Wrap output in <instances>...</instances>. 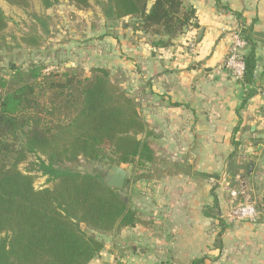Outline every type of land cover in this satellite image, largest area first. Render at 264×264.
Returning <instances> with one entry per match:
<instances>
[{
  "label": "crops",
  "instance_id": "1",
  "mask_svg": "<svg viewBox=\"0 0 264 264\" xmlns=\"http://www.w3.org/2000/svg\"><path fill=\"white\" fill-rule=\"evenodd\" d=\"M181 2L194 18L167 46L127 20L103 18L99 61L128 77L156 150L131 181L133 226L103 237L90 264H264V218L231 216L256 189L257 174L264 207V0ZM236 30L250 31L255 52L245 104L248 87L223 68Z\"/></svg>",
  "mask_w": 264,
  "mask_h": 264
},
{
  "label": "trees",
  "instance_id": "2",
  "mask_svg": "<svg viewBox=\"0 0 264 264\" xmlns=\"http://www.w3.org/2000/svg\"><path fill=\"white\" fill-rule=\"evenodd\" d=\"M3 1L28 6V0ZM59 1L40 0L45 10ZM68 2L78 10L90 7V0ZM96 5L107 21L127 20L133 32L165 38L157 42L163 46L194 18L181 0H98ZM7 21L0 9V37ZM241 33L249 47L242 56L245 104L253 94L256 62L250 31ZM40 39L26 36L22 42L37 48ZM9 69L8 80L0 70V264H90L104 248L103 237L132 227L135 212L121 189L68 164L83 159L145 169L156 150L150 133L135 101L115 85L106 67L90 68L84 79L70 72L43 73L42 66ZM31 155L37 157L31 171L50 187L36 189L35 177L18 169Z\"/></svg>",
  "mask_w": 264,
  "mask_h": 264
},
{
  "label": "rangeland",
  "instance_id": "3",
  "mask_svg": "<svg viewBox=\"0 0 264 264\" xmlns=\"http://www.w3.org/2000/svg\"><path fill=\"white\" fill-rule=\"evenodd\" d=\"M96 1L98 0H90L89 8L78 10L68 0H60L53 7L45 10L40 0H28V6L25 8L12 6L0 0V9L8 20L7 27L0 37V70H2L4 78L6 80L10 78L12 71L9 66L12 65L21 70H27L32 66H42L43 73L70 72L78 79L89 77L90 68L101 67L103 64L99 61L101 48L99 43L103 36L105 37L104 31H106L107 24L103 21ZM45 29L48 31L47 34L44 32ZM26 36H39L41 38L40 46L33 48L24 44L22 38ZM109 71L115 85L130 96L131 83H128L126 74L115 64L109 65ZM36 162L37 157L31 155L18 166V169L35 177L34 187L36 189L50 187L51 184L46 182L45 177L31 171ZM68 166L80 172L96 174L99 177H104L109 169L106 163L89 164L83 159L68 164ZM120 167L127 172V178L130 180L121 188V194L128 198L131 206V181L135 176L145 174V170L133 171L129 165ZM260 169L264 172V162H261ZM260 177L261 175L257 174L256 189L253 188L254 190L250 192L245 204L243 201L241 202L244 205L232 210V217L239 219L236 215L240 209L250 205L256 214L255 221L258 218H264V207L260 203V195H257L259 191L261 192L263 185V179L259 180ZM238 198H242V196H238ZM258 212H262L263 215ZM242 220L249 221L250 219Z\"/></svg>",
  "mask_w": 264,
  "mask_h": 264
},
{
  "label": "built area",
  "instance_id": "4",
  "mask_svg": "<svg viewBox=\"0 0 264 264\" xmlns=\"http://www.w3.org/2000/svg\"><path fill=\"white\" fill-rule=\"evenodd\" d=\"M195 42L189 41V47L191 51L194 50ZM247 48V43L242 36L240 30H236L230 35V42L227 49V55L223 62V68L229 75V77L235 82L241 83L245 72L244 62L242 56ZM261 95L264 97V89L261 91ZM239 219H250L254 221L256 214L252 206L247 205L240 209L236 215Z\"/></svg>",
  "mask_w": 264,
  "mask_h": 264
},
{
  "label": "water",
  "instance_id": "5",
  "mask_svg": "<svg viewBox=\"0 0 264 264\" xmlns=\"http://www.w3.org/2000/svg\"><path fill=\"white\" fill-rule=\"evenodd\" d=\"M106 187L111 189H121L130 180L127 178V172L116 165L111 166L106 175L102 178Z\"/></svg>",
  "mask_w": 264,
  "mask_h": 264
}]
</instances>
